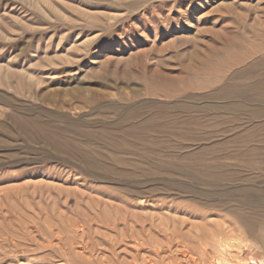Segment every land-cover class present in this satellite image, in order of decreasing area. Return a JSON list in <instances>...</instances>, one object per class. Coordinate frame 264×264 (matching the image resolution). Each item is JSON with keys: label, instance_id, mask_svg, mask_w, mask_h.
Returning <instances> with one entry per match:
<instances>
[{"label": "rangeland", "instance_id": "obj_1", "mask_svg": "<svg viewBox=\"0 0 264 264\" xmlns=\"http://www.w3.org/2000/svg\"><path fill=\"white\" fill-rule=\"evenodd\" d=\"M19 262L264 264V0H0Z\"/></svg>", "mask_w": 264, "mask_h": 264}, {"label": "bare ground", "instance_id": "obj_2", "mask_svg": "<svg viewBox=\"0 0 264 264\" xmlns=\"http://www.w3.org/2000/svg\"><path fill=\"white\" fill-rule=\"evenodd\" d=\"M121 165V164H120ZM151 171V170H150ZM147 177V176H146ZM127 183V182H126ZM142 184V183H141ZM186 184V183H185ZM132 189V188H131ZM154 191V190H153ZM150 193V192H149ZM53 201H56V200H53ZM116 210V209H115ZM125 209H123V211H124ZM120 213V212H119ZM118 215V214H117ZM132 215V214H131ZM124 216V215H123ZM132 218H133V216H131ZM113 220V219H112ZM111 225V224H110ZM114 227V226H113ZM112 228V227H111ZM34 236V235H33ZM121 241H122V239H121ZM125 241V240H124ZM170 246V245H169ZM61 247V246H60ZM186 248H187V246H186ZM187 250V249H186ZM185 251V250H184ZM188 254V253H187ZM186 257V256H185ZM191 257V256H190ZM151 262V261H150ZM211 263V262H210ZM18 264H31V262H19ZM220 264H222V262L220 263Z\"/></svg>", "mask_w": 264, "mask_h": 264}]
</instances>
